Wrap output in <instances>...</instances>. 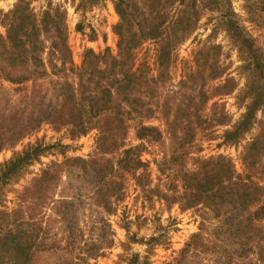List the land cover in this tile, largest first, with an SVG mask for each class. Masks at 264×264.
Here are the masks:
<instances>
[{"label":"rangeland","instance_id":"374dc122","mask_svg":"<svg viewBox=\"0 0 264 264\" xmlns=\"http://www.w3.org/2000/svg\"><path fill=\"white\" fill-rule=\"evenodd\" d=\"M22 2L0 0V123L34 127L13 144L0 127V167L42 151L0 186V238L39 231L31 264H264V219L245 222L264 204V0ZM218 167L246 186L245 208L191 201ZM100 176L119 192L110 212L95 204Z\"/></svg>","mask_w":264,"mask_h":264},{"label":"trees","instance_id":"16d2710c","mask_svg":"<svg viewBox=\"0 0 264 264\" xmlns=\"http://www.w3.org/2000/svg\"><path fill=\"white\" fill-rule=\"evenodd\" d=\"M22 1L23 0H19V4L16 6L13 12L15 13L22 12L24 8V6H22V4H24ZM192 3L193 1L191 2V4ZM28 19L31 20L30 16H28ZM19 30L21 31V25L17 24V26L13 27L15 38H16L17 33H20ZM11 35H12L11 33L8 34L9 40L11 38ZM30 36L35 37V39L37 40V29H36L35 24L30 26L27 37L30 38ZM53 49L55 50L56 48L53 46ZM125 50L127 51V49L124 48L123 51ZM89 54H91V52H87V55ZM91 55L94 60L100 61L101 59L100 56H94L93 54ZM114 61L116 60L114 59ZM94 66L97 69V65H94ZM6 79L9 80V82L16 83V84L20 83L21 80L22 81L27 80V78H24L22 76L17 77V78L7 77ZM94 105H95L94 102L91 101V103L88 106L87 113L89 117L91 118L97 117L96 109L94 108ZM111 108H102V110L108 111ZM72 111L73 110H71L70 114H68V117L69 116L71 117V118L69 117L71 119L70 120L71 122L69 123L71 125H73L72 123L75 124V126L73 125L74 129L75 127L76 128L79 127V130L77 131L78 134H84L85 127L81 128V126L83 125V122H81V120L76 121V119L79 117L78 114H81V113L77 114L75 111H73V114H71ZM79 112L85 113V107L83 109L80 108ZM82 115L84 116V114ZM31 117H34V116H31ZM2 125H4V127L7 130V133L9 134L8 142L10 144H13V142L23 137L25 134H27V132L31 131L34 127L33 123L32 124L29 123L27 125H21L18 122H11L10 124L0 123V127H2ZM25 131L27 132L25 133ZM153 133H155L154 128L144 127L142 128V132L139 136L141 138L149 136L156 140L157 139L156 136H152ZM1 136H2V133L0 132V149L4 145L3 142H1ZM41 151L42 149H40L38 146L33 147L30 149H27L21 155H17L14 158H12L10 161L4 163V165L0 167V186L5 185L12 176L16 175L20 170H22L24 165L30 164L32 160L35 159ZM131 151L132 149H129L125 152V154H129ZM124 160L125 159L120 160L118 162V166L121 167L122 169L131 167L132 164L123 162ZM135 161H136V164L133 168L134 170H135V167L142 165L140 160H135ZM67 163L71 164V163H83V162L80 159H72V160H69ZM90 166L93 168L91 170L97 175L101 174V172L103 171L102 167L96 168L95 161L91 162ZM222 168L223 167H218L217 168L218 170H216L214 175H210L207 173L203 175L202 181L195 184L194 188L192 189L193 192H191V199H192L191 201L195 203V199L199 198L198 200L199 202L201 200V197L204 196V194L206 193L207 194L206 198H208L211 201L216 200V198H219V199H222V201H224L225 204H228L232 207H235V205H239L240 208L242 209L245 208L249 201H247L244 198L246 197L245 193L243 192L241 193V191L240 192L238 191V188H241L244 184L238 185L239 184L238 182H233L232 172L224 171ZM222 175H226L225 180H221ZM49 176H50L49 173L45 172L40 178L35 180L36 184L42 185L44 181H48L52 178L51 176L50 177ZM105 180H106L105 177L100 176L97 182L92 185V189H96V191L99 189L95 193L97 197L95 199V204L98 207L105 209L106 212H110L111 211L110 199L115 198L116 200L114 199V201H117L118 200L117 195L119 194V192H116L115 194L114 192L110 193L108 190H105L109 186V184L105 182ZM244 187L246 188L245 185ZM103 190L105 191L103 192ZM224 190H225V193H223L222 195L220 192ZM235 190H237V192H234ZM235 199H237V201H235ZM256 200L254 198V200H250V203L254 201L256 202ZM32 214L35 215L34 213ZM18 219L19 218L16 217V219L13 221L14 225H16L17 228H18V224L20 225L23 223V222H18L19 221ZM64 219L67 223V229L69 230L70 234H73V231L75 228L73 217L70 216V214H66ZM258 219H264V204L261 205L253 214L248 216L245 219V222L250 223L252 220H258ZM233 221H234L233 226L238 225L239 226L238 229L242 230L245 227L239 218L236 219L235 215H234ZM106 226L107 225L103 224V227H101V231L105 232ZM19 230L21 231V233L17 229H15V231L11 233L8 232L6 233L7 235H3L0 238V260L3 261L2 264H31L32 258L34 256L33 249L35 245L32 243H33V239L38 236L39 231L37 232L36 229H32V228L30 230H22L21 228H19ZM28 231H31V232H28ZM67 243L69 244L70 242H67ZM94 245H96V242L90 243L87 248L91 247L90 250H92ZM68 246L69 245H67L66 249H63V250L70 249Z\"/></svg>","mask_w":264,"mask_h":264}]
</instances>
